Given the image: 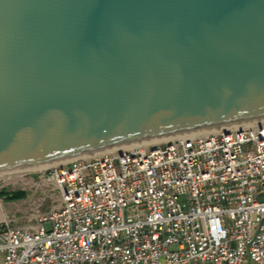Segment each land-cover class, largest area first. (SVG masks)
Segmentation results:
<instances>
[{
	"label": "water",
	"instance_id": "obj_1",
	"mask_svg": "<svg viewBox=\"0 0 264 264\" xmlns=\"http://www.w3.org/2000/svg\"><path fill=\"white\" fill-rule=\"evenodd\" d=\"M264 121V0H0V176Z\"/></svg>",
	"mask_w": 264,
	"mask_h": 264
},
{
	"label": "built area",
	"instance_id": "obj_2",
	"mask_svg": "<svg viewBox=\"0 0 264 264\" xmlns=\"http://www.w3.org/2000/svg\"><path fill=\"white\" fill-rule=\"evenodd\" d=\"M19 219L0 200V264H264V121L60 164ZM48 225V228H46Z\"/></svg>",
	"mask_w": 264,
	"mask_h": 264
},
{
	"label": "rangeland",
	"instance_id": "obj_3",
	"mask_svg": "<svg viewBox=\"0 0 264 264\" xmlns=\"http://www.w3.org/2000/svg\"><path fill=\"white\" fill-rule=\"evenodd\" d=\"M46 169L42 171L30 169L0 176V191L23 190L26 193L23 199L16 201H5L3 197H0L4 213L14 218V223H19L22 216L30 214L34 209L45 211L52 203H55L56 191L51 184L40 177Z\"/></svg>",
	"mask_w": 264,
	"mask_h": 264
},
{
	"label": "trees",
	"instance_id": "obj_4",
	"mask_svg": "<svg viewBox=\"0 0 264 264\" xmlns=\"http://www.w3.org/2000/svg\"><path fill=\"white\" fill-rule=\"evenodd\" d=\"M26 193L23 190L7 192L5 190L0 191V197H3L5 201H16L23 199Z\"/></svg>",
	"mask_w": 264,
	"mask_h": 264
},
{
	"label": "bare ground",
	"instance_id": "obj_5",
	"mask_svg": "<svg viewBox=\"0 0 264 264\" xmlns=\"http://www.w3.org/2000/svg\"><path fill=\"white\" fill-rule=\"evenodd\" d=\"M240 126V125H239ZM225 129V128H223ZM212 131H215V130H210V131H204V132H198V133H208V132H212ZM170 138H167V139H162V140H157V141H152L153 143L154 142H162V141H166V140H169ZM132 146H129V147H125V148H121V149H126V148H130ZM49 166H45V167H40V168H35V169H31V170H37V171H42L46 168H48Z\"/></svg>",
	"mask_w": 264,
	"mask_h": 264
}]
</instances>
